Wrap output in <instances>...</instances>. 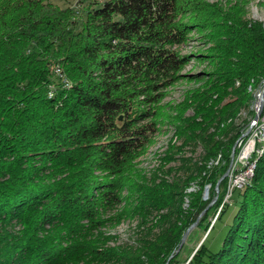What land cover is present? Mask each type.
Masks as SVG:
<instances>
[{"label": "trees", "instance_id": "1", "mask_svg": "<svg viewBox=\"0 0 264 264\" xmlns=\"http://www.w3.org/2000/svg\"><path fill=\"white\" fill-rule=\"evenodd\" d=\"M50 1L0 0V264H165L214 198L243 134L232 121L252 108L249 88L264 79V30L223 28L227 56L195 54L214 72L188 76L203 82L187 98L195 114L186 118L179 106L172 120L185 145L202 147L200 162L188 168L183 160L176 170L184 178L173 168L148 177L139 163L158 132L160 104L192 58L176 47L199 26L186 19L205 7L92 0L81 20ZM192 184L198 189L186 192ZM225 193L226 179L195 226L209 231L187 264H264V152L227 203ZM230 210L209 251L211 232ZM127 220L134 239L117 244L112 231Z\"/></svg>", "mask_w": 264, "mask_h": 264}, {"label": "rangeland", "instance_id": "2", "mask_svg": "<svg viewBox=\"0 0 264 264\" xmlns=\"http://www.w3.org/2000/svg\"><path fill=\"white\" fill-rule=\"evenodd\" d=\"M200 1L205 8H200L198 11L196 10L197 14L195 16L190 17L189 20L186 19L188 22L194 20L192 22L199 24V26L190 33L189 38L183 45L176 47V50L181 55L192 56L180 73L182 76H185V79L180 80L174 86L165 91V99L160 104L161 115L158 121V132L155 134L153 144L149 147L148 152L142 157L139 163V167L145 171L148 177H153L157 174L161 175V173L159 174V172H157L161 169L166 171L170 168L175 170L181 168L183 160H187V162L183 164L187 167L200 162L203 154L202 147L195 143L185 145L183 138H179L175 135V127L173 126L174 122L172 120V118L176 116L174 110L179 106L185 110L184 117L189 118L195 114L196 107H194L192 101H188L187 98L190 93H193L197 89H201L203 82L201 80L193 81L191 78H188V76L197 73L214 72V65H210L208 61H199L197 57H195V54L203 56L207 55L210 57L215 54L219 57L227 56L230 51L227 46L226 35L224 34V31H222L223 28L256 25L264 30V0ZM91 2L92 0H51L50 4L58 11L73 9L76 14V17L74 18L84 20L85 9L89 8ZM232 60L236 61V59ZM55 72H58V70L56 69ZM238 85L239 83L236 86ZM260 86V88L256 86L254 88L253 85V87L249 88L250 92H252L256 98L254 99L252 108L250 110H248V108H242L236 119L232 121L235 123V126L241 125V127H245L242 131L243 133L249 129V123L255 114V104L258 100L260 90L264 89V79L260 81ZM232 100L231 97L227 98L224 104H228ZM186 101L192 105L190 106V104L184 103ZM228 123H230V120ZM250 135L251 133L248 132L247 135L239 140L242 141L240 144L241 146ZM239 141L236 145L237 152ZM236 155L237 153L234 156V160ZM213 164L216 165L217 162L215 161ZM220 165H222V162L218 161L217 166ZM176 171H179L177 176H180V178L186 176V171H183V169L181 171ZM175 174L176 172H173L170 175L168 173L165 176L171 178L173 175L175 176ZM197 189L196 185L192 184L186 192L196 191ZM206 189L208 190V186L204 188V191ZM204 191L203 194H205ZM203 196L204 199H208V192ZM188 200V198L184 199L183 206L185 209L188 207ZM234 205V202L231 201L227 204V207L234 208ZM218 212L219 209L209 218L210 224L213 222ZM230 213H232V210L223 216V219L217 223V226L211 232L208 242L209 251H215L216 247L219 246L226 230ZM134 229L135 222L127 220L115 231H112V234H115L117 237V244L124 245L131 243L134 239ZM206 233L207 232H204L201 228L196 227H193L189 231L184 244L179 250L180 255L177 264L188 263L195 250L200 246L199 244L205 239Z\"/></svg>", "mask_w": 264, "mask_h": 264}, {"label": "built area", "instance_id": "3", "mask_svg": "<svg viewBox=\"0 0 264 264\" xmlns=\"http://www.w3.org/2000/svg\"><path fill=\"white\" fill-rule=\"evenodd\" d=\"M64 86H68V84L65 83ZM262 100H264V98H262ZM248 132H250L251 135L242 146L240 145L238 147L236 158L230 168L226 184L227 193L225 201L228 200L234 189H240L245 185L248 171L250 170L251 156L255 154L258 146H260L261 143H264V107H262L261 113L258 115L257 119L252 120V125L249 126ZM241 142L242 141H240V144ZM236 168H245V173L242 176H238V185H230V176H235Z\"/></svg>", "mask_w": 264, "mask_h": 264}, {"label": "water", "instance_id": "4", "mask_svg": "<svg viewBox=\"0 0 264 264\" xmlns=\"http://www.w3.org/2000/svg\"><path fill=\"white\" fill-rule=\"evenodd\" d=\"M262 107H264V100H262V93H260V94L258 95V100H257L256 105H255V114H254L253 117H252L253 120H256V119H257L258 115L261 113ZM248 131H249V129H248L245 133H243V134H242V135L236 140V142L234 143V145L232 146V150H231V153H230V160H229V163H228L227 169H226L225 172L220 176V178L217 180V182H216V184H215V186H214V190H215V193H216L215 196H214V198H213V199L210 201V203L205 207V209H204V210L198 215L196 221L193 222L191 225H189V226L185 229V231L183 232V234H182V236H181V238H180V241H179V243H178L177 248L174 250V252H173L172 254H170V256H169L168 259L166 260V263H165V264H168V262H169L170 259L173 257V255L179 252V250L181 249L182 245H183L184 242H185V239H186V237H187L189 231H190L193 227L196 226V224H197V222H198V220H199V217H201V216L204 214V212H205V211H206V210H207V209H208V208H209V207L215 202V200H216V198H217V195H218V192H219V185H220V183H221L224 179H226V184H227L228 174H229L230 168L232 167V165H233V163H234V156H235V149H236L237 142H238L242 137H244L245 135H247ZM208 187H209V186H208ZM206 192H208L207 189L204 191V193L206 194ZM226 193H227V187H226ZM226 193H225V196H226ZM205 194H203V195H205ZM225 196H224L223 203H227V202H228V200L225 201ZM203 197H204V196H203ZM216 216H217V215H216ZM215 218H216V217H215ZM215 218H214V220H215ZM214 220H213V222H214ZM213 222H212V224H213ZM212 224H211V225H212ZM208 231H209V230H208ZM208 231H207V233H208ZM207 233H206V235H207ZM203 240H204V239H203ZM201 243H202V242H201ZM201 243H200V244H201ZM200 244H199V245H200Z\"/></svg>", "mask_w": 264, "mask_h": 264}, {"label": "bare ground", "instance_id": "5", "mask_svg": "<svg viewBox=\"0 0 264 264\" xmlns=\"http://www.w3.org/2000/svg\"><path fill=\"white\" fill-rule=\"evenodd\" d=\"M262 93V98H264V89L260 90L259 94ZM256 99V98H255ZM256 105V104H255ZM252 120L249 123V126L252 125ZM240 146V141L238 143V147ZM264 152V143H261L260 146H258L257 151H255V154L251 156V161H250V170L248 171L247 175V181H245V184L250 180L252 174H253V169L255 167V159L260 156ZM245 173V168H236L235 169V176H230V185H238V176H242Z\"/></svg>", "mask_w": 264, "mask_h": 264}]
</instances>
